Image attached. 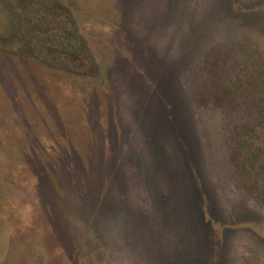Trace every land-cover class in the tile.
Returning <instances> with one entry per match:
<instances>
[{"label": "rangeland", "instance_id": "obj_1", "mask_svg": "<svg viewBox=\"0 0 264 264\" xmlns=\"http://www.w3.org/2000/svg\"><path fill=\"white\" fill-rule=\"evenodd\" d=\"M0 264H264V0H0Z\"/></svg>", "mask_w": 264, "mask_h": 264}, {"label": "trees", "instance_id": "obj_2", "mask_svg": "<svg viewBox=\"0 0 264 264\" xmlns=\"http://www.w3.org/2000/svg\"><path fill=\"white\" fill-rule=\"evenodd\" d=\"M24 17L20 21L25 20V32L31 33L32 37L36 39L39 44L37 45L38 51H43L45 48L47 54L45 59L52 64H58L62 62L67 67L83 69L84 66L90 64L83 58V52L80 49H76L74 44H69L68 34H74L69 31L65 33L61 25L58 22L52 23L51 21H43V18L34 21L36 17H27V13L23 14ZM34 47V46H33ZM50 57V58H48ZM70 59L71 66L67 62Z\"/></svg>", "mask_w": 264, "mask_h": 264}]
</instances>
